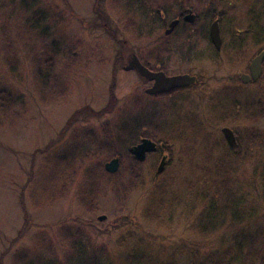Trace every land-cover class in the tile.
<instances>
[{"label": "rangeland", "instance_id": "obj_1", "mask_svg": "<svg viewBox=\"0 0 264 264\" xmlns=\"http://www.w3.org/2000/svg\"><path fill=\"white\" fill-rule=\"evenodd\" d=\"M13 4L10 0H0V43L3 37L13 40L21 72L8 73L6 81L24 96L20 117L10 125L0 123V264H84L83 261L127 264L120 257L131 253H150L153 258L175 253V262L181 264L189 255L190 243L196 245L199 253L212 249L223 228L205 238L196 235L197 232L190 228L194 216L183 221L181 206L177 203L169 212L162 208L161 215L166 223L143 217L142 207L148 204L146 199L155 194L154 182L160 183L170 177V190L175 194H182L179 190L190 186L191 193L209 186L212 176L203 174L214 171V165L213 159L205 156L212 153L215 157L225 149H212L213 143L204 139L202 133L192 136L186 133L183 122L188 123L193 117L185 114L193 113L196 117L194 106L189 104L191 100L182 105L170 100L174 98L171 96L155 102L139 93V98L142 97L139 101L144 100V103L138 107L131 105L135 104L130 103L137 97L135 94L142 92L139 82L123 72L122 75L111 74L112 62H118V52L112 41L128 37L127 31L120 28L123 22L118 12L119 2L106 9L97 0H37L33 5L29 3L23 12L19 0ZM43 16L39 33L44 29V38L37 33L38 30H30L22 32L19 43L15 40L16 32L30 27ZM24 46L27 48L21 49ZM49 48L60 53L53 54ZM71 49L76 53L73 61L67 57V51ZM46 51L50 57L45 55L44 60L52 64L54 74L61 75L63 92L56 97L46 92L38 94L32 76L37 64L22 57L24 52L28 53L33 62L36 56ZM41 72L44 73L43 68ZM202 88L205 90V118L211 123L205 130L214 141L220 140V128L226 125L238 132L235 139L240 141L244 139L246 129H256L264 134V71L258 82L248 90L239 86L241 95L233 96L245 106L249 104L247 111L255 115L254 119L232 122L222 118L225 120L216 123L218 114L210 113L208 117L207 104L219 103V87L202 85ZM59 89L49 91L59 92ZM113 101L115 106L110 105ZM102 108L109 112L98 115ZM123 120L133 121L137 126L133 130H139L142 138L148 134L147 138L161 139L163 151H167L170 157V165L165 172H160L164 173L158 178L154 177L152 169L157 165L158 154H151L137 166H131L125 143L117 155L99 152L96 156L90 155L89 159L86 157L85 163L88 164L83 162L82 166L97 163L103 168L98 170L101 178L97 179L96 198L80 195L91 209L86 211L89 208L83 206L75 191L80 177L75 178V172L72 175L68 170L62 173L60 168H54L56 159L71 153L69 145L76 141L81 144L79 156L88 155V149L92 153L93 146L84 143V133L91 131L100 140L104 137L100 129L105 121L115 129L118 121ZM187 135L191 137L186 139ZM67 136L70 137L67 139ZM192 140L196 141L195 145L190 143ZM259 142L256 140L255 145L249 147L259 148L262 156L264 141ZM182 147L189 150V157L178 152ZM111 158H117L119 165L116 171L107 172L104 164ZM197 166L203 168L199 170L201 173L194 171ZM239 168L242 172L232 174L235 181L232 187L237 190L235 195L248 197L240 201V208L246 211H237L242 213L238 218L249 219L240 224L237 231L251 234L250 218L262 217L260 223L264 225V191L260 192L262 188L257 178L253 181L256 174L251 173V167L241 165ZM132 169H136L135 174L130 173ZM82 171L78 172L79 175ZM189 171L191 174L187 173ZM114 189H121V192L116 193ZM223 201L218 199L220 204ZM246 212L251 213L245 216ZM99 216L104 217L98 219ZM67 228L71 232L77 231V237L70 245L61 236V230ZM78 249L83 251L85 260L77 257ZM237 252L238 248L232 251L233 254Z\"/></svg>", "mask_w": 264, "mask_h": 264}, {"label": "flooded vegetation", "instance_id": "obj_2", "mask_svg": "<svg viewBox=\"0 0 264 264\" xmlns=\"http://www.w3.org/2000/svg\"><path fill=\"white\" fill-rule=\"evenodd\" d=\"M100 1L106 9L108 5L113 6L119 2L118 12L123 22L120 28L127 31L128 37L121 40L114 38L112 41L118 52V62H112L111 74L122 75L123 72L139 82L142 92L135 94L137 97L130 101L135 104L131 105L138 107L144 103V100L139 101L142 99L139 98V93L155 102L160 99L167 100L165 98L171 96L174 98L170 100L182 105L191 100L189 104L194 106L196 117L193 113L185 114L193 117L192 121L183 122L186 133H191V136L202 133L213 143L212 149L226 150L228 144L225 139L224 147L219 139L214 141L205 130L211 123L205 118V90L202 85L219 87V103L207 104L208 117L210 113L218 114L216 123L225 119L236 122L237 111L249 108L248 103L245 106L233 96L241 95L239 86L248 90L263 77L264 57L260 60V73L256 79L252 78L250 65L264 51V0H97L98 4ZM136 61L152 73H162L166 77L189 75L195 80L165 91L149 93L147 90L154 84V79L141 76L133 67V62ZM126 105L128 106L127 103ZM263 107L264 105L262 113ZM222 127L230 128L236 137L233 127ZM222 127L220 137H223ZM191 136L187 135L186 139ZM151 140L157 146V140ZM190 143L195 145L196 141L192 140ZM160 151L158 153L156 147L155 151L146 153L145 159L151 154H158V165L164 157L165 170L169 155L163 148ZM178 152L189 157V150L185 147L178 149ZM209 157L213 158L212 153H209ZM196 170L201 169L195 167L194 171ZM235 171L242 172L240 168ZM187 173L191 174L190 171Z\"/></svg>", "mask_w": 264, "mask_h": 264}, {"label": "trees", "instance_id": "obj_3", "mask_svg": "<svg viewBox=\"0 0 264 264\" xmlns=\"http://www.w3.org/2000/svg\"><path fill=\"white\" fill-rule=\"evenodd\" d=\"M36 1L37 0H19L20 11H25L26 8L28 9L27 5L29 3L33 5L36 3ZM10 2L11 5L14 6L13 3L17 4L18 0H10ZM43 21L44 16L35 20L30 27L26 26L19 30V32H16L15 40H17L19 43V41L22 39V32L30 30H38L37 33L44 38L46 31L41 29L39 33V29ZM26 48L27 46H24V48L22 47L21 49ZM49 49L52 50L51 52L53 54L60 53L59 51H53L52 48ZM67 52H65L67 57L73 61L75 59L76 53L72 49ZM28 55V53L24 52L22 56L23 58L26 57L24 60H30L31 64H37V68L32 71V76L34 77L33 84L35 89L38 90V94L39 92H46L53 97L61 95L63 92V89H61V75L54 74L55 71L52 67V64L49 63V61L44 60L45 55L50 57L49 51H46L45 53L43 52L42 55L40 54L39 56H36L35 59H33V62L30 59L31 57ZM17 56L18 55H16V49L13 40L11 38L9 39L7 37H3L0 43V123H5L7 125L12 124L14 120L19 118L22 113V96L24 95L21 91L17 89L14 90V87L11 85V83L6 81V77L9 75L8 73L17 74L21 72V63ZM41 68H43L44 73L41 72ZM18 77L16 78L18 79ZM58 87L60 88L59 92L49 91L52 88L56 89ZM110 105L115 106L114 101L112 104L110 103ZM105 109L106 108H102L99 110L100 112H97L98 115L109 112L104 111ZM254 118L255 115L253 116V114H248L247 110H238L236 113L237 120ZM136 127L137 126L133 123V121L123 120L118 121V126L115 129H111L108 122L105 121L100 129L104 136L102 139L99 140L98 137L95 136L91 131L84 133V143L85 145L88 143L89 145L93 146L92 153L88 149V155L85 154L86 156H79V152H81V144L80 141H76L69 145L71 147V153H68L67 156L64 155L63 158L60 157L56 159L55 166H57L54 168H60L62 173H65L68 170L72 175L75 172V178L78 176L80 177L76 181L77 189L75 191L78 192V199L81 200L83 206L88 207V204L81 198L80 195L92 197L93 199L94 197L96 198L99 185L97 179L101 175V173H98V170L103 169L102 165L97 163L94 165L82 166L83 162L85 163V160H87L85 158L87 157L89 159L90 155L96 156L99 152L117 155L119 153L118 150H120L121 146L125 143L128 145L126 148V154L129 157L131 156V166H137L140 161L136 160L131 155L129 149V145L138 142L140 137H142L139 130H133V128ZM235 132L238 138V132ZM69 137L67 136V139ZM145 137H148V134ZM203 138L205 139V137ZM220 140L224 143V138L222 136L220 137ZM256 140H259V143H262V141H264V134L256 129H252V131L246 129L244 132V139L241 141L237 139L236 147L231 148L228 145L226 146V150L220 151L219 154L213 158L209 157L207 154L205 158L210 160L213 159L212 161L214 165V171H204L205 173L203 172V175L207 174L212 176V180L209 182V184H211L203 188L195 189L193 190V193H191V186L179 190L182 191V194L173 193L174 190H170V184L172 181L170 177H168V180H162L160 183L154 182L153 188L155 194L148 197L146 199L148 202L147 206L144 208L142 207L144 218L147 217L146 219L150 221L166 223L167 220L161 215L162 208H166L168 211L174 204L177 203V205L181 206L180 214L183 221L188 220V217L191 215L194 216L193 221L190 223V228L197 232L196 235L205 238L209 235V233H213L215 231L217 232L223 228L222 233L219 234V238L217 239L218 243L212 249H208L203 253H199V251L195 249L196 245L190 243L189 255L181 264H264V225L260 223V221H262V217L250 218L251 234L237 231L240 227L239 225L244 223L245 220L249 219L238 218V216H240L242 213L237 212L246 211L245 208H240V201L244 198H247L248 196H244L243 198L241 195H235L237 190L234 188V186L232 187V185L235 184L232 174L237 173L235 170L241 167V165H247L249 168L251 167V173L253 172L256 174L253 177V181L257 178L260 182V187L262 188L260 189V192L264 191V154L260 156L258 152L259 148H254L253 146L249 147L251 144L255 145ZM156 142L157 151L159 153L161 152L160 150H162V148L165 149L164 143L161 139L157 140ZM170 162V157H168L166 160V168L170 165ZM85 164H88V162ZM197 167L199 169H203L201 166ZM152 169L154 177L156 178L165 172L164 170L163 173H156L155 166H152ZM81 170L83 171L79 175L78 172ZM135 170L136 169L130 170V173L135 174ZM181 173L186 174V172ZM71 182L72 179H70V183ZM253 189L256 190L255 187H253ZM114 190L117 191L116 193L121 192V189ZM257 192L259 194V190ZM184 194H186L187 197H184ZM251 197L252 193L250 194L249 198ZM219 198L224 200L221 204L218 202ZM168 202H170V204ZM89 204L91 206V203ZM88 208L89 209L85 210L91 211L90 207ZM248 211L252 212L253 210L248 209ZM251 212H246L244 215L248 216V214ZM228 231H230V233ZM226 233L229 234L226 236ZM61 236L63 240L68 242L70 245L71 242L75 241L77 237V231L71 232L69 228L65 229L64 231L62 229ZM235 248H238L237 254L232 253ZM76 253L79 259L85 260V255L83 256L82 250L78 249ZM174 255L175 253H172L167 254L162 258L159 256H155V258H153V254L150 253H131L121 256L120 258L125 259L127 264H177L175 262ZM83 263L94 264L93 261L89 263H85L83 261Z\"/></svg>", "mask_w": 264, "mask_h": 264}, {"label": "water", "instance_id": "obj_4", "mask_svg": "<svg viewBox=\"0 0 264 264\" xmlns=\"http://www.w3.org/2000/svg\"><path fill=\"white\" fill-rule=\"evenodd\" d=\"M264 57V51L257 55L250 67L252 71V78L256 79L260 73V60ZM133 67L136 68L138 73L148 79H154V84L147 90L149 93H156L160 91L168 90L174 86L186 85L193 82L195 79L193 76L189 75H178V76H171L166 77L162 73H152L143 68L138 61L135 63L133 62ZM245 81V80H244ZM264 113V107H263ZM222 135L226 141V143L230 147H234L236 145V139L234 136L233 131L228 127H222L221 129ZM156 144L149 138L143 137L140 141L136 144L130 146V152L136 160L143 161L145 159L146 153H150L155 151ZM165 164L164 157L160 160L159 164L156 168V173H160L163 170ZM118 159L111 158L109 161L105 162L104 169L107 172H114L118 168ZM104 216H99L98 219H102ZM189 264V263H188Z\"/></svg>", "mask_w": 264, "mask_h": 264}]
</instances>
